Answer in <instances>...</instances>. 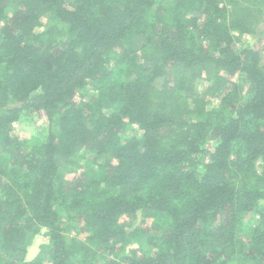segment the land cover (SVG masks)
Here are the masks:
<instances>
[{
  "label": "trees",
  "instance_id": "trees-1",
  "mask_svg": "<svg viewBox=\"0 0 264 264\" xmlns=\"http://www.w3.org/2000/svg\"><path fill=\"white\" fill-rule=\"evenodd\" d=\"M263 24L264 0H0V264L39 236L50 264H264Z\"/></svg>",
  "mask_w": 264,
  "mask_h": 264
},
{
  "label": "rangeland",
  "instance_id": "rangeland-1",
  "mask_svg": "<svg viewBox=\"0 0 264 264\" xmlns=\"http://www.w3.org/2000/svg\"><path fill=\"white\" fill-rule=\"evenodd\" d=\"M158 1V0H157ZM47 23V19L43 18L41 20V24L45 25ZM264 27V24L263 26ZM38 31H43V28H39ZM243 42L246 45L251 46L253 49L258 50L260 52L261 58L264 64V39L258 40L254 37H245ZM43 119L35 116V120L33 123H20L14 125V128L9 132L11 135H17L22 139H29L32 136H36L38 134V128L42 124ZM67 172V177L71 178L73 176V168ZM153 217L151 218V220ZM150 218H145L144 222H147L146 225L151 224ZM154 220V219H153ZM68 235L73 236V233L70 232ZM81 238V237H80ZM46 244V240H44L41 236L34 239L32 246L28 249L27 259L30 261H39L41 264H50L48 260V256L46 253L40 250V247Z\"/></svg>",
  "mask_w": 264,
  "mask_h": 264
}]
</instances>
